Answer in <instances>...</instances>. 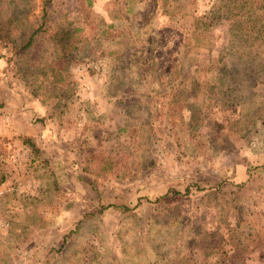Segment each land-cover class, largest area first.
<instances>
[{
    "label": "rangeland",
    "instance_id": "374dc122",
    "mask_svg": "<svg viewBox=\"0 0 264 264\" xmlns=\"http://www.w3.org/2000/svg\"><path fill=\"white\" fill-rule=\"evenodd\" d=\"M61 1L74 8L59 19L76 28L111 20L109 0ZM27 2L41 14L45 0ZM125 12L120 27L151 36L153 49L143 61L139 42L123 68L142 97L124 130L107 93L121 44H85L77 28L63 71L48 35L12 63L0 46V264H264V0H130ZM6 25L0 7L1 34ZM83 59L102 69L104 101L80 82L57 101L60 78L67 86ZM36 135L44 151L24 161L11 141L44 147Z\"/></svg>",
    "mask_w": 264,
    "mask_h": 264
},
{
    "label": "trees",
    "instance_id": "16d2710c",
    "mask_svg": "<svg viewBox=\"0 0 264 264\" xmlns=\"http://www.w3.org/2000/svg\"><path fill=\"white\" fill-rule=\"evenodd\" d=\"M3 1L6 3L1 4ZM93 1L94 0H81L80 4L78 5L90 7L93 5ZM247 1L251 4H256L258 2V0H244V3ZM109 2H112L114 5L112 4L109 10H104H106V13L110 14V21L101 18L100 20H94L96 22H88L85 24L86 29H80L79 27L77 28L80 29V32L84 31V33H87L82 37L86 42L85 44H91L93 41L100 43L114 42L116 45L121 44L120 46L123 47L120 48L121 50H119V47H117V50L111 51L110 53L113 55L114 61L112 60L113 63H111L112 65L110 67V79L107 93L116 97L114 104L112 105V110L118 109L119 115L123 118V123H121L119 127L117 126L116 129L124 130L126 128L127 121H129V119L135 115L136 107L138 102L142 100V97L134 94L136 89H138V84L133 82V74H131L128 70L125 72L123 68L124 66L129 65L130 51L134 47L136 49L139 42L144 45V47L141 46L139 48H142L146 51V54H143V61L147 60L145 57L152 51L153 48L150 46L151 36L138 40L139 38L132 33L133 25L131 23L124 24L126 27H120L122 24H120V21L123 22V19L125 18L124 16L127 14L125 10H127L130 0H109ZM54 3V0H45L41 14L36 15L33 12L30 13L32 11V4L28 3L27 0H0V7H5V22H7V31L4 32V34L0 33V46H2L4 50L8 49L9 55L4 56L7 63H12L17 57L22 55L29 47H31L36 37L40 35L41 37L48 35V39H53V51H55V57L52 58V63L57 69L63 71L67 64L75 62V56L69 55V52H66L64 48H66V43H68L70 36L72 34H76L77 28L74 26L72 21L69 20L70 18H67V20L59 19V12H62L66 16L68 11L71 8H74V4L68 3L67 1H61V5L59 4L56 6ZM240 8L241 6L238 7V9ZM238 13L240 14L241 12L238 11ZM96 17L99 18L97 15ZM53 22L57 24L55 29L53 28ZM46 23H50L52 26H50V28L46 27ZM51 28L53 31L52 33ZM48 42L51 44L50 40ZM49 49L51 50V48ZM81 62L83 64H89L90 61L83 59L78 60V62L75 64L77 65ZM11 65L8 64L9 67ZM86 69L87 80L88 77H90V74L93 78H95V80H97L102 70L98 69L93 63H90L88 66H86ZM42 72L43 76L47 73V71ZM147 75L148 73L146 72L143 73L140 78H138V82L142 83L146 89L150 85V83L148 84ZM62 77L59 80L58 86H56L57 94L54 95L57 97V101H63L64 99H67L72 93L74 94L75 90H79V79L75 77L73 68L69 72L67 86L65 79ZM94 82V80L93 84H90L89 82V87L86 89V91H92ZM150 97L153 99L151 95ZM30 109L34 111L33 106H31ZM42 120L43 118H41V121ZM110 133L111 129H102L101 135L103 139H105L110 135ZM26 142L31 149L30 152L39 158L42 153L38 145H36L32 139H27ZM0 147L3 149L2 144ZM95 152L96 151H92V154L95 155ZM6 177L7 174L2 172L0 176V182L4 181ZM123 209L127 208L123 207Z\"/></svg>",
    "mask_w": 264,
    "mask_h": 264
},
{
    "label": "crops",
    "instance_id": "0c3cea01",
    "mask_svg": "<svg viewBox=\"0 0 264 264\" xmlns=\"http://www.w3.org/2000/svg\"><path fill=\"white\" fill-rule=\"evenodd\" d=\"M98 80H100V79H97V83H95L94 85H93V96H92V101H94V102H102V101H104V99H105V93H104V90L106 89V87H107V84L105 83V84H103L101 81H103L102 79L100 80V82L98 81ZM96 81V80H95ZM36 105V106H35ZM31 104V106H33V109H34V111H36V112H40V111H42V106H40L41 108H38V106H37V103L36 104ZM97 105H99V104H97ZM8 108H6L5 107V113H11L10 115H13L12 117H11V119H14L15 120V118L14 117H16V115L13 113V112H15V110H13V109H11V111L10 110H7ZM16 109V108H15ZM16 111L17 112H20L21 110L19 109V110H17L16 109ZM31 111H33V110H31ZM33 111V112H34ZM27 112V110L24 112V113H26ZM16 113V112H15ZM1 117V116H0ZM14 123V122H13ZM14 125L12 124V127H13ZM39 127V126H38ZM41 129H43V127H40ZM12 133V132H11ZM13 134V133H12ZM11 134V135H12ZM37 136V135H36ZM10 137H12V136H10ZM31 137V136H30ZM45 137V136H44ZM43 136H41V137H39V135L36 137V138H38L39 139V141L41 140V141H44L45 142V144H44V147H43V145L41 144V143H36V142H34L36 145H38V147L41 149V151H44V148H45V146H46V139L44 138ZM47 137L50 139V141H48V145H49V142H50V144H52L53 145V143L54 142H51V141H55L56 140V135L54 134V136H53V134L52 133H50V134H48L47 135ZM32 138V137H31ZM43 138V139H42ZM64 138V137H63ZM9 139H11V140H14L13 138H9ZM33 139V138H32ZM15 141V140H14ZM14 141H11V142H13L14 144V148H15V150L16 151H21L22 153V158L24 159V161H26V160H28V162L30 161L31 163H33L34 162V157L32 156L33 154L30 152V149L26 146V145H21L19 142H14ZM34 141V140H33ZM10 142V143H11ZM0 144H2L3 145V143H1L0 142ZM3 147H4V145H3ZM1 148V147H0ZM9 148V147H8ZM13 148V149H14ZM4 149H5V147H4ZM7 149V148H6ZM42 153V152H41ZM47 159H48V157H47Z\"/></svg>",
    "mask_w": 264,
    "mask_h": 264
},
{
    "label": "built area",
    "instance_id": "2783aa9c",
    "mask_svg": "<svg viewBox=\"0 0 264 264\" xmlns=\"http://www.w3.org/2000/svg\"><path fill=\"white\" fill-rule=\"evenodd\" d=\"M89 64H79L74 68V74H76V78L79 79L80 82V89L81 90H86L89 86L88 83L86 82V78H87V69L86 66H88ZM4 160H6V162H9L12 165H15L16 162H18V155L16 153H8L6 155V157L4 156ZM3 193V190H0V194Z\"/></svg>",
    "mask_w": 264,
    "mask_h": 264
}]
</instances>
